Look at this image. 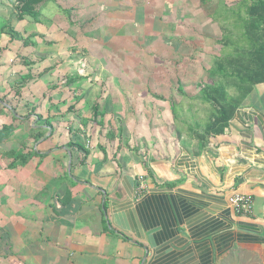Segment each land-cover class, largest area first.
<instances>
[{
    "label": "crops",
    "instance_id": "1",
    "mask_svg": "<svg viewBox=\"0 0 264 264\" xmlns=\"http://www.w3.org/2000/svg\"><path fill=\"white\" fill-rule=\"evenodd\" d=\"M16 3L0 0V264H264V82L220 135L208 82L204 119L177 122L201 0Z\"/></svg>",
    "mask_w": 264,
    "mask_h": 264
},
{
    "label": "trees",
    "instance_id": "2",
    "mask_svg": "<svg viewBox=\"0 0 264 264\" xmlns=\"http://www.w3.org/2000/svg\"><path fill=\"white\" fill-rule=\"evenodd\" d=\"M45 1L17 0L18 19L36 17L35 8ZM201 5L207 18L221 22V55L209 71L215 80L201 89L202 101L210 106V120L204 128V135H220L252 87L264 82V0H240L234 7L224 5L221 0H201ZM178 91L181 92L180 85ZM97 110L98 106L94 105V123ZM12 128L3 127L1 137L8 136ZM70 144L69 148L75 146L81 150L79 145Z\"/></svg>",
    "mask_w": 264,
    "mask_h": 264
},
{
    "label": "rangeland",
    "instance_id": "3",
    "mask_svg": "<svg viewBox=\"0 0 264 264\" xmlns=\"http://www.w3.org/2000/svg\"><path fill=\"white\" fill-rule=\"evenodd\" d=\"M215 1V0H214ZM218 1V0H217ZM224 5L228 7H234L240 0H221ZM202 12L201 15L196 16V21L198 20L200 24L199 29H204L206 40L204 48L198 47L188 62V66L186 65L187 62L180 67H176L175 74H179L180 77L183 79V87L187 91L186 97H190L187 99L182 97L179 93H175L174 101L180 103L182 108H178L176 110L177 115V122L180 124L181 121L185 120L186 123L188 119H195V120H202L207 115V107L198 103L193 98L197 95L198 88L197 86L202 83H207L209 81H214L215 78H212L208 71L213 67L214 60L219 55V46L215 43L216 39L219 38V31L217 26L211 23L210 19ZM205 23V25L203 24ZM202 31V30H201ZM194 114L195 118H191V115ZM179 128H183L179 125Z\"/></svg>",
    "mask_w": 264,
    "mask_h": 264
},
{
    "label": "built area",
    "instance_id": "4",
    "mask_svg": "<svg viewBox=\"0 0 264 264\" xmlns=\"http://www.w3.org/2000/svg\"><path fill=\"white\" fill-rule=\"evenodd\" d=\"M229 208L236 215H247L251 209V197L244 195H232L228 198Z\"/></svg>",
    "mask_w": 264,
    "mask_h": 264
}]
</instances>
